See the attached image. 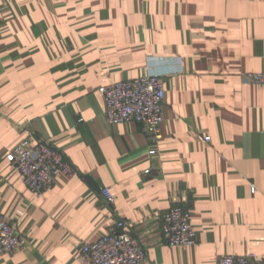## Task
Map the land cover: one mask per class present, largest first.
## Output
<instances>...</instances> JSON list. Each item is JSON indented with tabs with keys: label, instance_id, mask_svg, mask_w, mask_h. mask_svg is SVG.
Returning a JSON list of instances; mask_svg holds the SVG:
<instances>
[{
	"label": "crops",
	"instance_id": "obj_1",
	"mask_svg": "<svg viewBox=\"0 0 264 264\" xmlns=\"http://www.w3.org/2000/svg\"><path fill=\"white\" fill-rule=\"evenodd\" d=\"M150 71L165 81L157 142L111 124L101 92ZM248 72H264V0H0V213L27 238L0 264H82L80 243L120 219L143 264L264 255V85ZM27 137L78 174L36 197L7 159ZM174 206L195 244L166 243Z\"/></svg>",
	"mask_w": 264,
	"mask_h": 264
},
{
	"label": "built area",
	"instance_id": "obj_2",
	"mask_svg": "<svg viewBox=\"0 0 264 264\" xmlns=\"http://www.w3.org/2000/svg\"><path fill=\"white\" fill-rule=\"evenodd\" d=\"M242 78L249 83L264 85V72L244 73ZM101 92L105 114L111 124L134 121L149 131L154 141L162 139L166 93L163 74L150 71L144 76L106 85ZM205 139L210 140V137ZM7 159L36 197L53 188L59 175L71 178L78 174L74 165L50 142L34 143L31 137L18 143L7 154ZM103 194L106 200H113L109 188H104ZM163 236L170 246H190L197 242V230L188 207L174 206L163 215ZM26 242V236L0 213V255L23 250ZM78 251L82 264H143L147 259L146 249L125 219L118 220L117 226L98 240L81 242ZM216 264H264V255H220Z\"/></svg>",
	"mask_w": 264,
	"mask_h": 264
}]
</instances>
